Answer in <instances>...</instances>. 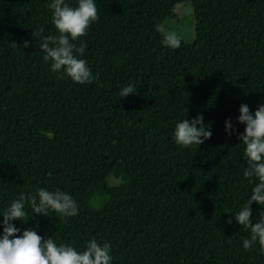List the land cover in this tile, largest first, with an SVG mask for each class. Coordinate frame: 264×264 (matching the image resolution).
I'll return each mask as SVG.
<instances>
[{"label":"trees","instance_id":"trees-1","mask_svg":"<svg viewBox=\"0 0 264 264\" xmlns=\"http://www.w3.org/2000/svg\"><path fill=\"white\" fill-rule=\"evenodd\" d=\"M50 2L0 0V207L44 187L69 193L78 213L14 226L78 250L107 240L112 264H264L259 244L242 247L248 230L226 223L251 186L235 117L264 102V0H95L76 41L98 74L85 84L42 60L41 37L56 34ZM186 14L193 43L162 46L157 28ZM129 82L136 92L117 97ZM197 113L211 136L174 143V123Z\"/></svg>","mask_w":264,"mask_h":264},{"label":"clouds","instance_id":"clouds-1","mask_svg":"<svg viewBox=\"0 0 264 264\" xmlns=\"http://www.w3.org/2000/svg\"><path fill=\"white\" fill-rule=\"evenodd\" d=\"M51 12L50 21L54 26V35L42 36L38 47L42 50V60L48 63L49 70L58 78H67L74 83L85 84L96 80L94 74L82 58L85 42L76 41L86 35L88 26L98 18L95 0H51L48 4ZM162 46L176 49L183 35L172 29L158 27ZM24 41V46L28 45ZM137 85L129 82L119 89L117 97L127 96L136 92ZM237 123L243 124V130L236 132L241 144L242 158L246 163L242 176L250 183L249 192L242 205L226 218V223L233 220L249 235L242 240L243 249L259 244L260 252L264 254V102L250 111L247 104L238 107ZM224 131L227 135L235 132L230 119L224 121ZM211 130L204 122L201 113L191 119L185 115L178 119L173 126L171 139L184 148L198 146L211 136ZM260 205L259 219L252 222L253 211L251 204ZM31 209L29 213L26 210ZM67 218L77 215V202L73 197L60 189L48 190L37 187L35 194L20 195L0 207V264H112V245L109 241H98L89 238L84 241L82 249L73 245L59 242L52 235L41 236L34 228L14 226L12 221L25 223L34 214ZM18 233V235H16Z\"/></svg>","mask_w":264,"mask_h":264},{"label":"rangeland","instance_id":"rangeland-1","mask_svg":"<svg viewBox=\"0 0 264 264\" xmlns=\"http://www.w3.org/2000/svg\"><path fill=\"white\" fill-rule=\"evenodd\" d=\"M164 29H172L177 32L182 33L183 39L182 41L186 43H193V17L191 14H186L180 21L170 23ZM109 184L116 185L120 182V180L115 179L113 176L109 177Z\"/></svg>","mask_w":264,"mask_h":264}]
</instances>
